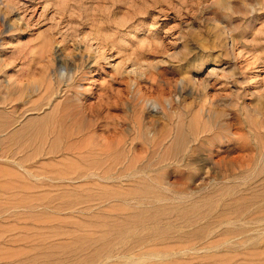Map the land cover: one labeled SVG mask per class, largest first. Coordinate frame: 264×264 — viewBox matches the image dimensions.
<instances>
[{
    "label": "rangeland",
    "instance_id": "374dc122",
    "mask_svg": "<svg viewBox=\"0 0 264 264\" xmlns=\"http://www.w3.org/2000/svg\"><path fill=\"white\" fill-rule=\"evenodd\" d=\"M0 264H264V0H0Z\"/></svg>",
    "mask_w": 264,
    "mask_h": 264
}]
</instances>
